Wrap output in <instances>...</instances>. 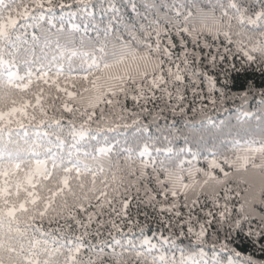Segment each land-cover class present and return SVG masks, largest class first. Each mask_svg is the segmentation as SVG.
<instances>
[{"label":"snow or ice","instance_id":"1","mask_svg":"<svg viewBox=\"0 0 264 264\" xmlns=\"http://www.w3.org/2000/svg\"><path fill=\"white\" fill-rule=\"evenodd\" d=\"M257 253L264 0H0V264Z\"/></svg>","mask_w":264,"mask_h":264},{"label":"trees","instance_id":"2","mask_svg":"<svg viewBox=\"0 0 264 264\" xmlns=\"http://www.w3.org/2000/svg\"><path fill=\"white\" fill-rule=\"evenodd\" d=\"M255 103V102H254ZM234 115V112L231 108V106H229V109L226 113H220V114H214V119H231ZM237 245H238V250H241L243 252H245V254H247V252L251 251V248L248 244H246L245 242H242L240 240L237 241ZM258 258L264 259V257H261L259 253L256 254Z\"/></svg>","mask_w":264,"mask_h":264}]
</instances>
